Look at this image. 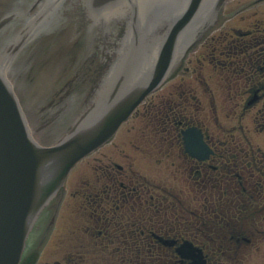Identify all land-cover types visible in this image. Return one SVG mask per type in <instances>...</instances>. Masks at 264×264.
I'll list each match as a JSON object with an SVG mask.
<instances>
[{
	"label": "flooded vegetation",
	"instance_id": "1",
	"mask_svg": "<svg viewBox=\"0 0 264 264\" xmlns=\"http://www.w3.org/2000/svg\"><path fill=\"white\" fill-rule=\"evenodd\" d=\"M40 4V0H0L4 23L0 44L20 47L13 55L16 61L24 58L19 64L43 63L40 49L50 52V46L65 43V31L72 27L63 19L60 24L56 12L28 23L26 19ZM72 6L69 0L67 22L74 14ZM231 6L232 14H222L215 30L203 36V44L210 39L212 45L202 53L206 62H212L210 54H214L218 63L231 65L227 75L230 122L219 121L213 99L217 90L209 85L216 81L212 74L173 85L168 74L163 86L145 98L112 141L73 171L65 189L41 214L21 264H192L177 251L184 242L202 250L205 264H244L254 258L252 252L264 249V216L255 215L264 203V169L259 168L264 167V155L247 151L250 138L245 132L237 133V128L249 127L242 124L247 113H253L248 119L264 129V9L241 16V28L231 24L240 13L264 7V0L233 1ZM83 24L89 42L90 19ZM43 25L44 33L29 40L26 35ZM243 64L247 71L240 74L242 78L233 72ZM85 85L79 83L82 89ZM207 94L212 100L206 115ZM248 97L256 100L255 105L238 115ZM193 126L203 132L213 150L206 159L185 150L182 132ZM115 141L117 146L118 141L125 143L112 156L117 160L101 163ZM186 212L195 216L184 217ZM59 221V233L64 235L56 236L57 248L46 253L47 239Z\"/></svg>",
	"mask_w": 264,
	"mask_h": 264
},
{
	"label": "water",
	"instance_id": "2",
	"mask_svg": "<svg viewBox=\"0 0 264 264\" xmlns=\"http://www.w3.org/2000/svg\"><path fill=\"white\" fill-rule=\"evenodd\" d=\"M84 1L94 24L114 19L123 22L125 36L119 43L120 49L115 56L108 55V68L103 80V88L107 90L98 94L94 88L98 81L93 70L100 65L101 59L100 50L94 44L97 39L94 34L92 43L89 41L85 48L73 45L75 38L66 45L67 48L56 47L53 60L51 51L40 49L43 63L37 64V69L32 65L30 72L31 75L37 73V76L29 79L22 75V70H17L13 78L27 117L38 124L37 127L45 125L48 117L58 119L61 124H69V117L64 113L65 97L63 94L55 96L61 82L67 86L76 111L80 108L77 115L73 114L77 120L71 129H58V125H52L43 131L56 127L49 136L42 134L44 140L52 145H41L32 136L20 101L0 65V264H19L26 238L39 213L64 185L71 169L107 142L136 106L160 85L166 73L169 71L170 74L177 68L186 47L213 22L225 0H149L143 9L137 5L144 0ZM40 2L37 12L26 19L28 23H35L36 16L46 19L56 12L57 19L62 14L63 24H67L69 0ZM167 4L169 14L164 10ZM185 4H188L186 9ZM78 5L81 6L80 3ZM81 15V11L74 12L73 25L81 23ZM44 28L46 25L26 36L30 40L40 32L44 33ZM103 28L108 29V25ZM95 30L96 27H92V31ZM139 33L141 39L136 36ZM168 33L162 46L160 41L143 38L150 34L165 38ZM85 39L82 37V42ZM135 42L136 45H131ZM103 46V51L109 50L108 45ZM13 49L7 48V56L1 58L4 47L0 46V62L8 71L24 61V58L16 61L15 56L11 57ZM69 49H73L75 59H68ZM126 51L129 58L125 59ZM81 53L89 57L86 59ZM75 73L77 77L73 75ZM10 74L13 75L12 72ZM71 78L75 79L74 83H68ZM86 78L89 88L82 89L79 81H86ZM33 81L38 88L31 91ZM93 99L96 100L84 110L85 104ZM42 137L38 139L41 141Z\"/></svg>",
	"mask_w": 264,
	"mask_h": 264
},
{
	"label": "rangeland",
	"instance_id": "3",
	"mask_svg": "<svg viewBox=\"0 0 264 264\" xmlns=\"http://www.w3.org/2000/svg\"><path fill=\"white\" fill-rule=\"evenodd\" d=\"M263 9H264V7H261V8L255 7L254 9H251V12L260 11V10H263ZM235 24L238 25V26L241 25L237 21H235L233 25H235ZM211 45L212 44L210 43V41H208L204 46L201 45L202 48L200 49V51L199 52L197 51L196 53H194V55H192L190 59H189V57L186 58V59H184L183 64L186 63L185 66H188V69H187V71L186 70H182L174 79H172L171 85L183 83L184 81H181V80H187V81L190 82L191 80H194V78L196 77V75L199 76V77H200V74L204 75V65H203V63H205V62L202 63V61L199 58H201L200 57V54L201 53L204 54L205 53V49L210 48ZM210 55H214V54H210ZM210 64H212V63H210ZM209 67L212 70L214 69L212 65H210ZM181 68H182V64L180 63V65L178 67V70H180ZM229 69H230L229 68V64H227V67L223 71L220 68H219L220 71L219 70H213V71H215L217 73L220 72L221 73V77H223V76H225L229 72ZM186 84L184 86H186ZM222 94H223V96H218L217 97V99H218L217 101H215V97H213V99H214L215 106L218 108V114L223 119L224 114H222V112L225 113V112H228L229 111V109H230V103L228 102V99L225 97L227 95L224 94V91H222ZM207 95H208V100H207V102L205 104L206 115H207V110H210V108L208 106L211 105L210 104V100H212V95H210V94H207ZM219 106L221 108H219ZM221 110H222V112H221ZM126 128H128V127H126ZM258 140H259V143H256L254 146L255 147H261V148L264 149V142L260 138ZM126 141H127V139H126ZM120 145L125 146V143L122 142V141H118V146H117L116 141H115L112 145H110L109 148H108V150L105 152V154L107 156H105L103 158V160L101 161V163H104L107 160H117L116 158H113L112 156H115L116 155V153H117L118 148H119ZM125 147H127L128 149H130L132 147V145H131L130 142L127 141V145ZM103 150L99 151L97 154L102 153ZM110 151H113L114 154L110 155L109 154ZM100 155L101 154H99L97 156H100ZM97 156H94V157H97ZM42 221H41V223H42ZM48 225H49V222H47V224H45L44 229H43V232L42 231L39 232L40 233V236H42V234H44V232H45V230H46V228H47ZM60 225H61V223L59 221L58 224L56 225V229L52 232V234L50 235V237L47 239L48 240L47 241V245H46L47 247L45 249L46 250V253L51 248H55V249L57 248V246L54 245V242H55L54 240H55L56 236H59V235L62 236V235H64V234L59 233L60 232L59 231L60 230ZM252 253L254 254V258L251 259V260H249V261H247L244 264H264V249H260L258 251H254Z\"/></svg>",
	"mask_w": 264,
	"mask_h": 264
},
{
	"label": "bare ground",
	"instance_id": "4",
	"mask_svg": "<svg viewBox=\"0 0 264 264\" xmlns=\"http://www.w3.org/2000/svg\"><path fill=\"white\" fill-rule=\"evenodd\" d=\"M219 12H220V10H219ZM219 12H218V14L216 15V17L214 18V20H213V22L208 26V28H206V29H204V31L192 42V44H194V43H196V42H198V41H200L202 38H203V36L204 35H206L207 34V32L209 31L208 29L209 28H211V27H213V26H215V27H217L219 24L217 23L218 22V17H219ZM191 44V45H192ZM185 54V53H184ZM184 56V55H183ZM177 70H178V67L171 73V76H173V75H175L176 73H177ZM57 195V193L51 198V200L55 197ZM50 200V201H51ZM46 206V205H45ZM44 206V207H45Z\"/></svg>",
	"mask_w": 264,
	"mask_h": 264
}]
</instances>
